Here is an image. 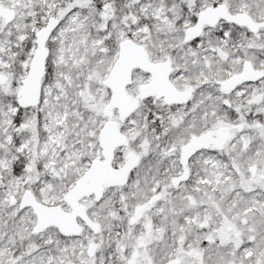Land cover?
Returning a JSON list of instances; mask_svg holds the SVG:
<instances>
[{
	"label": "snow or ice",
	"instance_id": "obj_1",
	"mask_svg": "<svg viewBox=\"0 0 264 264\" xmlns=\"http://www.w3.org/2000/svg\"><path fill=\"white\" fill-rule=\"evenodd\" d=\"M0 264H264V0H0Z\"/></svg>",
	"mask_w": 264,
	"mask_h": 264
}]
</instances>
